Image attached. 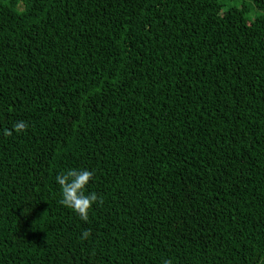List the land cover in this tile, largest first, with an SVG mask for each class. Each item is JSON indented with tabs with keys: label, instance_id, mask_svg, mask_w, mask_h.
<instances>
[{
	"label": "trees",
	"instance_id": "16d2710c",
	"mask_svg": "<svg viewBox=\"0 0 264 264\" xmlns=\"http://www.w3.org/2000/svg\"><path fill=\"white\" fill-rule=\"evenodd\" d=\"M165 260L264 264V0H0V264Z\"/></svg>",
	"mask_w": 264,
	"mask_h": 264
},
{
	"label": "clouds",
	"instance_id": "9594fccd",
	"mask_svg": "<svg viewBox=\"0 0 264 264\" xmlns=\"http://www.w3.org/2000/svg\"><path fill=\"white\" fill-rule=\"evenodd\" d=\"M28 128L24 121H18L13 125L16 133H23ZM5 136H11L12 130L5 129ZM94 173L89 170L69 169L55 177L61 189V199L59 203L76 213L82 221L89 219V210L94 203L102 204L103 200L95 192H87V185L93 179ZM91 234L90 230H84L81 239H87ZM164 264H172L171 260H165Z\"/></svg>",
	"mask_w": 264,
	"mask_h": 264
}]
</instances>
